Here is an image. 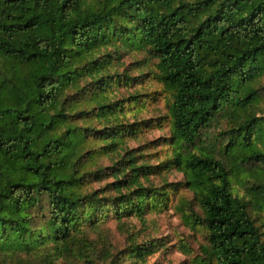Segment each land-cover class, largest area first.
I'll use <instances>...</instances> for the list:
<instances>
[{"label": "trees", "instance_id": "obj_1", "mask_svg": "<svg viewBox=\"0 0 264 264\" xmlns=\"http://www.w3.org/2000/svg\"><path fill=\"white\" fill-rule=\"evenodd\" d=\"M132 50L169 90V153L154 165L124 145L136 126L111 118L121 104L108 93L135 77L116 65ZM262 74L264 0H0V264H93L86 229L162 204L169 187L142 178L166 168L194 191L202 264H264V181L231 185L264 168V115L249 109ZM226 115V139L197 146ZM160 244L125 251L143 259Z\"/></svg>", "mask_w": 264, "mask_h": 264}, {"label": "rangeland", "instance_id": "obj_2", "mask_svg": "<svg viewBox=\"0 0 264 264\" xmlns=\"http://www.w3.org/2000/svg\"><path fill=\"white\" fill-rule=\"evenodd\" d=\"M95 4L97 0H88ZM143 52L132 50L124 53L116 70L121 76L127 72L131 76L130 83L118 82L111 92L109 100L119 101L121 107L111 118L119 117L124 123L136 126V132L124 137V145L141 153V158L150 165L159 163L169 153L170 118L168 115L169 90L156 75L153 66L155 59L149 63H141ZM261 92L260 98L250 106V111L264 115V74L256 81ZM136 94V95H135ZM234 118L226 115L213 120L203 129L197 146L217 148L220 140L226 139V129ZM95 127L101 122L92 119ZM257 144L264 149V141ZM221 156V152H217ZM97 162L110 164L107 155H100ZM148 177L142 178L145 184L169 187L166 199L162 204L149 208L140 219L127 216L121 219L108 216L95 228L86 229L85 244L93 264H202L200 248L207 243V230L204 225L196 223L191 212L201 213L192 188L184 184L185 176L176 168L151 170ZM107 178L92 182L93 186L104 184ZM264 181V168L251 166L231 176L232 189L238 193L248 191L254 182ZM175 185V186H172ZM264 223V211L258 216ZM159 240L157 251L143 259L130 258L126 249L136 242ZM79 259V256H75ZM57 263L63 260L58 258ZM71 261H68V264ZM64 263V262H62Z\"/></svg>", "mask_w": 264, "mask_h": 264}]
</instances>
